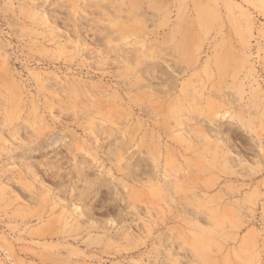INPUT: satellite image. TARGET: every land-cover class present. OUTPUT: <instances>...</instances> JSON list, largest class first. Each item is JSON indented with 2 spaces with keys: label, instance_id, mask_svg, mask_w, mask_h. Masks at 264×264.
I'll list each match as a JSON object with an SVG mask.
<instances>
[{
  "label": "rangeland",
  "instance_id": "obj_1",
  "mask_svg": "<svg viewBox=\"0 0 264 264\" xmlns=\"http://www.w3.org/2000/svg\"><path fill=\"white\" fill-rule=\"evenodd\" d=\"M0 264H264V0H0Z\"/></svg>",
  "mask_w": 264,
  "mask_h": 264
}]
</instances>
